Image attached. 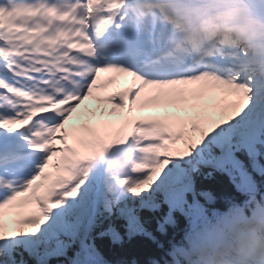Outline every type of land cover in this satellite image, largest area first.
Returning a JSON list of instances; mask_svg holds the SVG:
<instances>
[{
    "label": "snow or ice",
    "instance_id": "1",
    "mask_svg": "<svg viewBox=\"0 0 264 264\" xmlns=\"http://www.w3.org/2000/svg\"><path fill=\"white\" fill-rule=\"evenodd\" d=\"M102 74L132 86L101 96ZM152 103L163 115L141 116ZM215 172L243 207L208 213L195 177ZM252 173L264 0H0V264H106L98 238L155 240L145 224L166 235L176 213L184 240L149 264H264Z\"/></svg>",
    "mask_w": 264,
    "mask_h": 264
},
{
    "label": "trees",
    "instance_id": "2",
    "mask_svg": "<svg viewBox=\"0 0 264 264\" xmlns=\"http://www.w3.org/2000/svg\"><path fill=\"white\" fill-rule=\"evenodd\" d=\"M240 159L245 160V157L241 156ZM252 175L256 185L260 186V188L257 186V198L259 199L260 191L264 192V180H260L259 174L252 173ZM195 180L198 188H204L213 193L214 198L211 202L219 210H223L231 200L238 202L241 199H248V196L241 195L226 176L219 172L213 173L211 178L205 179L204 176H197ZM184 225L185 219L176 215L175 227L170 226L165 235L156 231L155 221L150 220L145 227L152 233L155 240L139 233L129 236L126 228H118L119 240L114 241L111 237L105 236L98 238L96 244L106 264H149L152 260H161L165 251L170 247V243H175L180 239ZM73 250V248L68 250L69 258Z\"/></svg>",
    "mask_w": 264,
    "mask_h": 264
},
{
    "label": "bare ground",
    "instance_id": "3",
    "mask_svg": "<svg viewBox=\"0 0 264 264\" xmlns=\"http://www.w3.org/2000/svg\"><path fill=\"white\" fill-rule=\"evenodd\" d=\"M220 174H222L223 176H226V174H223V173H220ZM260 180H264V177L260 176ZM202 200H203V198H201L200 201H202ZM240 201L242 203L243 202V199H241ZM176 215H179V216L183 217L185 220H187V218L184 217L183 215H181L180 213H176Z\"/></svg>",
    "mask_w": 264,
    "mask_h": 264
}]
</instances>
